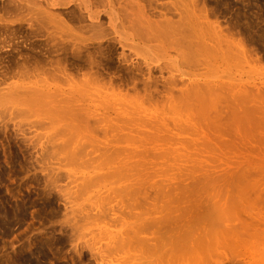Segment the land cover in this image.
<instances>
[{
    "label": "rangeland",
    "instance_id": "374dc122",
    "mask_svg": "<svg viewBox=\"0 0 264 264\" xmlns=\"http://www.w3.org/2000/svg\"><path fill=\"white\" fill-rule=\"evenodd\" d=\"M263 203L264 0H0V264H264Z\"/></svg>",
    "mask_w": 264,
    "mask_h": 264
},
{
    "label": "bare ground",
    "instance_id": "6f19581e",
    "mask_svg": "<svg viewBox=\"0 0 264 264\" xmlns=\"http://www.w3.org/2000/svg\"><path fill=\"white\" fill-rule=\"evenodd\" d=\"M206 92V91H205ZM232 94V93H231ZM236 94V93H235ZM241 94V93H240ZM238 95V94H237ZM243 96H241V98H244V94H242ZM234 96V95H233ZM236 96V95H235ZM240 97V95H238V97L236 96V97H234L235 99L236 98H239ZM241 98H239V99H241ZM237 100V99H236ZM203 102H204V100H203ZM206 103V102H205ZM204 103V104H205ZM232 103V102H231ZM234 103V102H233ZM238 103V102H237ZM261 103H263V102H261ZM234 105V104H233ZM235 105H237L236 103H235ZM259 106V105H258ZM263 106V105H262ZM209 107V106H208ZM253 109H255V110H257L258 108H257V106H253ZM142 125V124H141ZM140 125V126H141ZM144 125V124H143ZM146 125V124H145ZM173 149V148H172ZM154 150V149H153ZM152 150V151H153ZM169 150H170V148H169ZM147 151H150V150H147ZM261 195V194H260ZM259 194H258V196H260ZM259 201V200H258ZM250 203H251V201H249ZM254 202V201H253ZM253 204H255V203H253ZM264 204V203H263ZM212 205V204H211ZM214 205V204H213ZM239 205V204H238ZM260 205H261V203H260ZM256 206V205H255ZM208 207H209V205H208ZM238 207V206H237ZM254 207V206H253ZM257 207V206H256ZM239 208V207H238ZM248 208H250V207H248ZM224 209H227V208H224ZM252 209V208H251ZM258 209V208H257ZM261 209V208H260ZM209 210V209H208ZM245 210V209H244ZM247 210V209H246ZM253 210H255V208L253 209ZM241 211V210H240ZM213 212V211H212ZM211 212V213H212ZM237 212V211H236ZM245 212V211H244ZM228 213V212H227ZM255 213V212H254ZM256 213H258V212H256ZM206 214H207V212H206ZM210 213H208L207 215H209ZM220 214H222V213H220ZM257 215V214H256ZM259 215V214H258ZM210 216L212 217V215L210 214ZM210 217V218H211ZM254 217H256V216H254ZM262 217V216H261ZM202 218H203V216H202ZM204 218L206 219V218H209V217H206V215H204ZM228 218V217H227ZM256 218H259V216L258 217H256ZM205 219H203V220H205ZM224 219V218H223ZM230 219V218H229ZM234 219V218H233ZM232 219V220H233ZM254 219V218H253ZM260 219V218H259ZM258 219V220H259ZM263 219V218H262ZM207 220V219H206ZM226 220V219H225ZM194 221V220H193ZM201 221V220H200ZM217 221V220H216ZM199 222V221H198ZM244 222V221H243ZM246 223V224H245ZM244 224L245 225H247V223L248 222H245ZM198 224V223H197ZM206 235V234H205ZM226 235V233H223V234H220V235H215L214 234V236H212V237H210L208 234L206 235V236H209L211 239H210V241L207 243L206 241H205V243L208 245H206L207 247L206 248H204L205 246H203V245H205V244H203V243H198L197 245H201V247L203 246V250L202 249H199V250H196L197 249V247H196V249L195 248H193V249H195V250H191V252L189 251V254H190V256H194V258L193 259H191V263L190 264H203V263H205L206 262V264H224L226 261H233V260H236L237 259V256H239V255H237V254H239L238 252H236L237 250H235V249H233L232 247H229V246H226L225 245V243H226V241H227V238H225L224 236ZM202 236V235H201ZM199 237V239L200 238H202V239H200V241L201 240H203V238H204V236L203 237ZM228 236V235H227ZM226 236V237H227ZM232 236V235H231ZM229 237V236H228ZM205 239V238H204ZM209 239V238H208ZM225 241V242H224ZM196 242V241H195ZM194 242V243H195ZM198 242V241H197ZM203 244V245H202ZM194 245H196V244H193L192 245V247L194 246ZM196 245V246H197ZM224 246V247H221V248H223V251H222V253H220L219 251H218V248H219V246ZM200 246H198V248H199ZM191 248V247H190ZM195 254H194V253ZM218 252V253H217ZM186 254V253H185ZM188 255V254H187ZM192 258V257H191ZM189 261V260H188ZM186 264H188V263H186Z\"/></svg>",
    "mask_w": 264,
    "mask_h": 264
}]
</instances>
